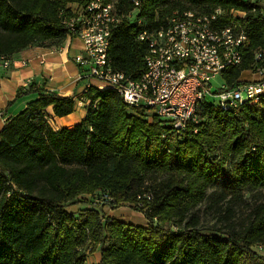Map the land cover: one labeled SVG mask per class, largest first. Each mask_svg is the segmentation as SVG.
Listing matches in <instances>:
<instances>
[{
    "label": "trees",
    "instance_id": "trees-1",
    "mask_svg": "<svg viewBox=\"0 0 264 264\" xmlns=\"http://www.w3.org/2000/svg\"><path fill=\"white\" fill-rule=\"evenodd\" d=\"M71 1L84 0H0V57L10 59L31 45L61 46L68 31L59 12ZM107 1H116L122 14L133 8L132 0ZM139 5L148 25L174 9L246 10L249 45L245 60L223 74L228 84L264 46V19H252L251 9L258 14L259 6L250 0ZM138 29L123 18L109 47L114 67L133 78L143 72L146 51L136 39ZM30 92L37 98L0 130V264H84L88 247L100 253L93 264H264V200H255L241 223L233 217V204L244 200V192L264 189V100L228 111L203 102L197 132L178 137L112 88L83 93L82 99H90L84 118L53 129L45 108L52 105L62 117L73 112L76 98L29 84L18 88L15 99ZM214 184L219 189L211 195L213 204L230 205L219 220L224 226L203 233L194 209ZM147 191L152 197L137 207ZM85 195L113 207L132 203L148 225L104 217L102 202L75 213L67 209L94 203Z\"/></svg>",
    "mask_w": 264,
    "mask_h": 264
},
{
    "label": "built area",
    "instance_id": "built-area-1",
    "mask_svg": "<svg viewBox=\"0 0 264 264\" xmlns=\"http://www.w3.org/2000/svg\"><path fill=\"white\" fill-rule=\"evenodd\" d=\"M132 1L133 8L125 14L119 12L116 1L107 0L71 1L59 12L68 31L63 44L72 38L81 42L73 60L78 68L76 79L83 82L82 96L89 89H115L126 104L143 109L148 120L160 118L178 137L197 132L194 125L201 120L198 106L203 102L228 111L264 100V46L254 50L250 67L234 83L228 84L223 77L226 70L245 60L250 40L246 10L174 9L157 14L148 25L139 15L140 0ZM250 1L259 6L258 14L256 7L251 9L252 19H264V0ZM123 18L136 23V39L146 44L143 72L137 78L114 67L109 56L111 33ZM0 59L3 66H9L8 59ZM218 75L223 83L212 90L211 80ZM76 102L89 104L90 99L77 98ZM143 197L138 196L137 207L152 194L147 191Z\"/></svg>",
    "mask_w": 264,
    "mask_h": 264
},
{
    "label": "crops",
    "instance_id": "crops-1",
    "mask_svg": "<svg viewBox=\"0 0 264 264\" xmlns=\"http://www.w3.org/2000/svg\"><path fill=\"white\" fill-rule=\"evenodd\" d=\"M81 42L77 38H72L67 44L55 48L31 45L14 54L9 60V66H3L0 59V130L10 118L23 110L27 104L36 99L38 94L30 92L15 99L16 92L20 87H27L33 84L34 88H42L53 91L59 95H71L74 98L82 99L83 82L77 81L78 68L73 58L78 54ZM73 112L68 115L58 117L53 114L52 105L45 108L49 116L48 123L53 129L60 126L72 127L80 122L86 115L85 103L74 104ZM80 205L70 204L71 211H77ZM75 210H74V209ZM120 208V207H118ZM103 206L104 217L125 221L132 224L145 225L144 218L138 216L136 222L132 221V215L136 212L128 210H118ZM68 209V207H67ZM128 216V220L120 218L118 214ZM96 256V261L99 260Z\"/></svg>",
    "mask_w": 264,
    "mask_h": 264
},
{
    "label": "rangeland",
    "instance_id": "rangeland-1",
    "mask_svg": "<svg viewBox=\"0 0 264 264\" xmlns=\"http://www.w3.org/2000/svg\"><path fill=\"white\" fill-rule=\"evenodd\" d=\"M246 75H247V73H243V76H246ZM211 83H212V90H214L217 87H219L220 84L223 83V79L221 78L220 75H218L216 78H213L211 80ZM207 99L211 100L212 98L208 97ZM130 111L134 112V109L130 108ZM218 189H219L218 184H216V185L214 184V186H211L210 188H208L206 190L205 198L194 209V212L196 213V215L199 218V223L197 226L200 229V231L203 233H216L218 231H215V227L216 228H218V227L222 228L224 226L223 225L224 223H221L219 220L221 219L222 214L224 213L223 210L230 204L226 200L220 201L217 204H213V202H212L213 200L211 198V195L215 190H218ZM243 196H244V200L242 202L233 204V208H234V216L233 217H234V221L236 224H239L242 222V220L245 217V214L247 213L250 205L255 200H264V189H262L261 191H257V193L256 192H254V193L244 192ZM85 197L88 198L89 200H92V201L94 200V203H87V204L83 203L79 207H77L78 209H80V207H82L83 205H85V207H88V206L93 207L92 204L99 206V204H100L99 202H102L101 213L103 216H104V213L102 212V207L106 206V205L112 209L120 207V208H118V210H128V212L129 211L136 212V213H133V215H132V221H135V222L137 221L136 219L139 218L138 216H142V217L144 216L141 211L137 210L135 208V206L132 205V203L129 204L127 202H119V203L117 202V203H115V205L113 207L104 201H100L97 198L96 199L92 198L90 195H85ZM103 203L105 205H103ZM68 210L71 211L72 209H70L68 206ZM73 212L75 213L76 211H73ZM118 216L120 218L125 219V220L129 219L127 215H123L121 213L118 214ZM123 222H125V221H123ZM144 222H145L144 226H147L148 223H147V220L145 218H144ZM126 223H128V222H126ZM129 224H132V223H129ZM134 225H138V224L135 223ZM97 251L98 250L92 252V254H91V252L89 251V247H88L87 248V257H86V261L84 262V264H93V263L97 262L96 258H95L96 256H98ZM99 257H100V253H99Z\"/></svg>",
    "mask_w": 264,
    "mask_h": 264
}]
</instances>
